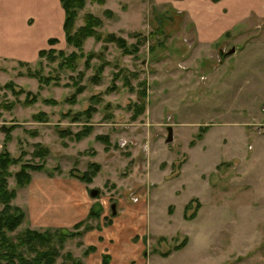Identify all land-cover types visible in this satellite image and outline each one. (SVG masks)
Here are the masks:
<instances>
[{
  "label": "rangeland",
  "instance_id": "1",
  "mask_svg": "<svg viewBox=\"0 0 264 264\" xmlns=\"http://www.w3.org/2000/svg\"><path fill=\"white\" fill-rule=\"evenodd\" d=\"M220 1L85 0L75 28L87 14L100 24L82 47L65 32L43 49L51 55L0 58V153L18 160L8 168L12 205L28 212L15 174L30 162L42 164L27 168L32 179H78L92 203L79 228L39 230L55 242L73 232L54 264H89L85 234L116 214L136 224L127 232L146 244V264H264V1L247 0L257 9L247 5L248 18L213 41L208 16L232 14ZM43 148L44 160L33 155ZM26 218L9 235L30 228Z\"/></svg>",
  "mask_w": 264,
  "mask_h": 264
},
{
  "label": "crops",
  "instance_id": "2",
  "mask_svg": "<svg viewBox=\"0 0 264 264\" xmlns=\"http://www.w3.org/2000/svg\"><path fill=\"white\" fill-rule=\"evenodd\" d=\"M219 3L231 9L232 14L221 7L208 16L209 24L205 22L208 25L203 31V36L213 41L238 25L244 18H248L242 16L243 12L246 14L251 8L258 7L247 0H222ZM247 5L251 8L249 9ZM65 16L61 0H0V58L5 61L31 62L39 57L41 50L50 47L51 39H58L60 44H63ZM26 188L28 212L24 211L30 228L38 230H44L46 227L69 228L84 220L90 211L92 203L84 198V192H87L86 184L78 179L68 176L47 177L40 173L33 176ZM17 195L19 196L18 193ZM133 209L136 213L140 207L134 205ZM116 215L111 216L112 225L97 223L102 227L101 230L96 228L85 234L86 245L96 246L95 251L88 253L89 264H102L101 256L104 253L111 256L110 264H146V260L142 258V254H146V244L138 241L133 243L131 234L127 232L128 226L137 230L136 224L133 220L126 224V214L123 219L117 218ZM131 245L134 248H130ZM179 252H172L168 258H177Z\"/></svg>",
  "mask_w": 264,
  "mask_h": 264
},
{
  "label": "trees",
  "instance_id": "3",
  "mask_svg": "<svg viewBox=\"0 0 264 264\" xmlns=\"http://www.w3.org/2000/svg\"><path fill=\"white\" fill-rule=\"evenodd\" d=\"M61 2L66 13L64 29L67 41L75 47H82L86 37L96 35L92 28L100 24V19L94 17L92 14H87L84 16V25L75 28L78 11L84 6L85 0H61ZM54 40L56 39H52L51 42ZM108 41H115L118 45L123 47L126 46L124 38L117 37L112 33ZM40 52L41 56L45 54L51 55L54 49L41 50ZM62 53L63 51L61 50L60 54ZM199 137H201V135ZM48 153V149L43 148L42 151H35L33 155L44 160ZM17 162L18 160L11 157L8 151L0 153V205H2L0 209V264H54L56 259L60 257L59 248L63 246L66 237L72 235L73 232L68 230L61 231L56 241L59 246H56V242L54 241L55 234L41 232L36 229L28 228L24 232L19 233L16 237L9 235L10 232L15 231L22 224L26 217L23 210L18 206L12 205V201L17 196V190H15V188H9L7 179V176L10 175L8 173L9 166ZM28 167L41 169L42 164H35L33 162L25 163L15 174L17 186L24 187L31 182L32 176L31 173L27 171ZM193 200L195 199L190 200V202L186 204L185 211L192 207L191 204ZM194 207L199 209L200 204ZM194 207L193 210L195 209ZM93 211L91 213L98 216L96 211ZM195 214L196 211L188 215V217L194 218ZM185 216H187L186 213ZM82 224L83 221L76 223L75 228H79ZM184 242L176 246V248H180ZM94 249L93 246H90L87 251L89 252ZM168 252H170V250ZM29 253L33 256L29 255ZM66 255L70 257V253Z\"/></svg>",
  "mask_w": 264,
  "mask_h": 264
},
{
  "label": "water",
  "instance_id": "4",
  "mask_svg": "<svg viewBox=\"0 0 264 264\" xmlns=\"http://www.w3.org/2000/svg\"><path fill=\"white\" fill-rule=\"evenodd\" d=\"M236 51L235 47H233L231 50H229L228 52L222 53V56L225 58L226 56H229L231 54H233ZM174 140V129L172 126H168V135L166 138V142H172ZM90 194L93 197H96L99 194V190L98 189H92L90 191ZM114 207V205H113Z\"/></svg>",
  "mask_w": 264,
  "mask_h": 264
}]
</instances>
